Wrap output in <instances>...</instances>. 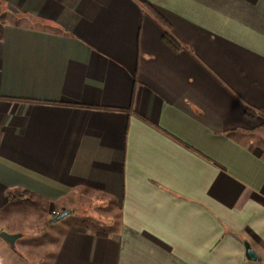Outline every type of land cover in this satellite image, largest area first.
Instances as JSON below:
<instances>
[{"label": "crops", "instance_id": "1", "mask_svg": "<svg viewBox=\"0 0 264 264\" xmlns=\"http://www.w3.org/2000/svg\"><path fill=\"white\" fill-rule=\"evenodd\" d=\"M0 5V264H264V0Z\"/></svg>", "mask_w": 264, "mask_h": 264}, {"label": "trees", "instance_id": "2", "mask_svg": "<svg viewBox=\"0 0 264 264\" xmlns=\"http://www.w3.org/2000/svg\"><path fill=\"white\" fill-rule=\"evenodd\" d=\"M148 10L152 13V15H154V17L163 25L164 27V36H163V40L164 42L170 47L172 48L174 51H180V49L182 48V46L180 45V43L177 41V39L171 34L170 30H171V25L168 23V21L162 17V15H160L151 5H147ZM2 17V14L0 15ZM10 17L14 18V19H18L21 20L13 15H10ZM7 19V17H6ZM6 19L3 22H0V40L3 38V29H4V22L6 21ZM31 20V24L36 25L42 29H44L43 31H48V32H56L58 34H61L60 31L55 30L52 26L48 25L45 21L40 20V19H35L34 17L30 18ZM19 26H21V24H18ZM258 112L251 110V109H247L246 110V116L249 119L255 120L258 116ZM262 114L264 115V111L262 112ZM26 192V193H24ZM21 191L19 189H15L14 191H8V196L10 197V203L8 204V206H6L5 210L8 209L9 207L15 206V204L17 202L21 201V195L24 194H29L28 191ZM71 213H69L70 215ZM63 216V213L61 214ZM61 215H55L56 217H59ZM68 215V216H69ZM67 217V216H66ZM62 218H65V216H63ZM60 218V219H62ZM54 219L49 222L48 224L51 225L53 224Z\"/></svg>", "mask_w": 264, "mask_h": 264}, {"label": "rangeland", "instance_id": "3", "mask_svg": "<svg viewBox=\"0 0 264 264\" xmlns=\"http://www.w3.org/2000/svg\"><path fill=\"white\" fill-rule=\"evenodd\" d=\"M0 7H1V5H0ZM6 8H5V6H3L2 8H1V13H2V17L0 16V22H3L5 19H6V17H8L9 16V14L6 12ZM1 15V14H0ZM29 204V205H28ZM23 206H24V203H23V201H20V202H17L16 204H15V206H13V207H15V209H17V210H20L21 211V209L23 208ZM27 206V207H26ZM25 207L27 208V209H25V211L26 212H24V214H23V212H21V213H19V214H23V215H26V216H28V217H31V215H33V213L35 212V211H38V212H42L43 213V215H44V218H46V219H44V222H48V219L52 216L51 215V211H50V209H51V206H49V204L48 203H46V204H42V205H38V206H35V205H32L31 203H26V205H25ZM30 210V211H29ZM91 210V208L90 209H85V208H82L81 209V215L82 214H86V213H88L89 211ZM75 212V211H74ZM56 215V214H55ZM55 215H54V217H53V219H54V221L55 222H57V221H63V222H68V221H70V222H72L73 220H76L77 218H75L76 216H80L78 213L77 214H74V215H69V216H67V217H65V218H62V219H60L59 217H56L55 218ZM72 217H74V218H72ZM101 223H103V222H101ZM25 229L28 231V232H30V231H34V230H39L38 229V225H35L33 222H31V223H29L28 225H26V227H25Z\"/></svg>", "mask_w": 264, "mask_h": 264}, {"label": "water", "instance_id": "4", "mask_svg": "<svg viewBox=\"0 0 264 264\" xmlns=\"http://www.w3.org/2000/svg\"><path fill=\"white\" fill-rule=\"evenodd\" d=\"M7 9H8V12L9 13H11V14H13V15H16V16H25V14L22 12V11H20V10H18L15 6H13V5H9L8 7H7ZM0 14H1V7H0ZM63 216H65V215H63ZM62 215L59 217V218H62L63 217ZM6 239H8V241H10V243H12V244H14L15 242H16V240H17V236H8V235H6V234H4L3 235Z\"/></svg>", "mask_w": 264, "mask_h": 264}]
</instances>
